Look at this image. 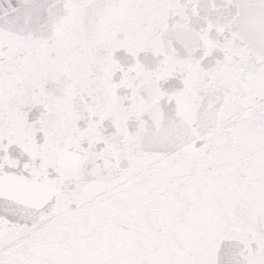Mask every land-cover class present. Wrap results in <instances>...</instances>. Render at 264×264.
<instances>
[{
	"label": "snow or ice",
	"instance_id": "1",
	"mask_svg": "<svg viewBox=\"0 0 264 264\" xmlns=\"http://www.w3.org/2000/svg\"><path fill=\"white\" fill-rule=\"evenodd\" d=\"M0 264H264V0H0Z\"/></svg>",
	"mask_w": 264,
	"mask_h": 264
}]
</instances>
